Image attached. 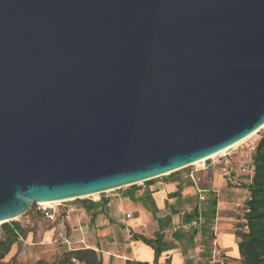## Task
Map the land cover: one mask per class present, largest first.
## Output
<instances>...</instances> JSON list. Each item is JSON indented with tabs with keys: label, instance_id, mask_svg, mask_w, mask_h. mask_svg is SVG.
<instances>
[{
	"label": "water",
	"instance_id": "obj_1",
	"mask_svg": "<svg viewBox=\"0 0 264 264\" xmlns=\"http://www.w3.org/2000/svg\"><path fill=\"white\" fill-rule=\"evenodd\" d=\"M262 127L264 0H0V224Z\"/></svg>",
	"mask_w": 264,
	"mask_h": 264
},
{
	"label": "rangeland",
	"instance_id": "obj_2",
	"mask_svg": "<svg viewBox=\"0 0 264 264\" xmlns=\"http://www.w3.org/2000/svg\"><path fill=\"white\" fill-rule=\"evenodd\" d=\"M263 131L264 127L256 130L255 133L244 138L236 145L228 147L222 153L216 154L209 159L200 160L196 164L186 166L181 170L168 173V175L155 177L152 180L142 181L136 185L125 186L120 189L95 193L90 196H81L80 199L55 201L48 205H43L38 202L34 206L31 204L25 213L15 219V221L24 226L27 232L26 237L20 239L12 246L13 248L11 252L4 257L2 262L5 264H34L37 260L43 259L48 264H53V262L61 257L64 251L70 249H82V247L106 246L105 244L110 243L109 236L121 238L120 234L116 235L117 229H120L119 226H117L118 222H116L119 219V216H114L115 221H111L113 225L109 226L111 227L110 229H112L110 233L100 231L102 226L98 219L105 218V221L103 222L107 223V213L108 211L111 212L117 208L118 201H112L108 210L103 204L93 211H86V204L89 202L96 203L110 199L114 200L122 197L127 191L131 190L136 191V194L139 195V192L142 189L150 184L154 185L156 182H172L175 184L174 190L177 191L179 189L180 191L179 199L173 198L171 202H166L164 208L157 212V215L159 216H168L171 209L178 212L174 223H171L164 229L165 240L167 242H174V239L171 236L172 230H167L172 225L176 227L177 231L185 234V237L188 235L189 229L192 225H182L181 218L185 211L187 212L188 210H191L194 206L197 194L196 190L198 188L204 191L203 193L207 194L209 198L215 196L217 201L229 202L231 210L230 214L237 220L233 223L234 228L236 231L246 230L242 218L244 213V202L248 195L244 191H241V189H243L244 185L250 182V177L253 172V149L261 138ZM227 165L232 167L233 174L238 176L236 178L238 181L237 185L225 181V176L223 175L229 171ZM190 174H193L194 179H191L189 176ZM218 178L222 182L224 190L231 186L237 187L240 190L231 193H227L222 189L219 190ZM154 198L158 199V196L155 195ZM127 200L129 203L124 206L123 210L126 208L128 209V213H132L131 209L135 207L136 203L131 199ZM45 213H53L54 218H48ZM122 214H125V212ZM217 214H219V210ZM202 222L203 219H201V223ZM156 226L158 227L157 224ZM213 231L215 235V233L218 232V229L214 226ZM195 241L200 247L197 254L199 259L196 264H241L240 258L235 259L228 255L224 250H220L215 240L211 241L197 235Z\"/></svg>",
	"mask_w": 264,
	"mask_h": 264
},
{
	"label": "trees",
	"instance_id": "obj_3",
	"mask_svg": "<svg viewBox=\"0 0 264 264\" xmlns=\"http://www.w3.org/2000/svg\"><path fill=\"white\" fill-rule=\"evenodd\" d=\"M261 138L254 147L252 155L253 172L250 177V182L244 185L247 190L248 197L244 202L243 221L246 227L244 231H236L235 236L238 240V254H240L241 264H264V131ZM179 189L169 196H179ZM129 199L135 202H141L145 208L153 214L154 219L157 221L159 229L153 237L149 238L143 234L131 233L133 240L142 241L149 245L154 252V261L156 264L162 252L170 250L174 245H170L165 240L164 229L170 225L171 215L165 218L157 216L158 208L154 199L149 193H144L140 197L135 195V191H128L126 194ZM107 202H89L86 204V211H93L101 205H106ZM33 206L36 203L32 204ZM217 199L215 196L208 198L205 208L201 213L196 207L190 211H185L181 218V224H190L192 220H198L199 216L203 218V222L199 228L190 227L189 233L186 237L188 241H192L196 235L202 238L214 241L215 235L213 231V222L216 217ZM172 214L178 213L176 210L171 211ZM93 220V217H92ZM26 230L24 226L15 220L1 224L0 235V264L5 256L12 250V246L20 239L26 237ZM173 239L182 241L185 239V234L175 231L172 234ZM16 264V263H6ZM25 264V263H24ZM34 264H48L43 259L37 260ZM53 264H102V259L98 252L91 247H82V249H70L64 251L61 257L53 262ZM124 264H149L147 261H138L127 259ZM166 264H170V260H166ZM189 264V262H186Z\"/></svg>",
	"mask_w": 264,
	"mask_h": 264
},
{
	"label": "crops",
	"instance_id": "obj_4",
	"mask_svg": "<svg viewBox=\"0 0 264 264\" xmlns=\"http://www.w3.org/2000/svg\"><path fill=\"white\" fill-rule=\"evenodd\" d=\"M218 180V187L219 190H224L222 186V182ZM228 186V185H227ZM232 187V186H231ZM228 187L224 191L227 193H231L233 191L240 190L237 187ZM175 184L172 182L169 183H162V182H156L154 185L150 184L146 186L144 189H142L139 192V195H137L135 191V195L137 197H140L143 193L148 192L151 197L154 199V202L156 204V207L158 208V211L163 209L166 202H171L173 198L179 199L180 197H174L169 196V193L175 192L174 190ZM215 189V188H214ZM241 191H244L247 193V190L244 188L241 189ZM128 192V191H127ZM123 195L122 197L116 198V199H110L106 200V207L107 210L109 208V205L112 201L117 200V208L115 210H112L111 212L108 211V218H106L107 223H104L105 218H99L100 225L102 226L101 232H111L112 229H110L111 225L113 223L111 221L114 220V216H119V219L116 221L117 226H119L120 229H117L116 235H121V238L109 236L110 243L105 244L106 246L101 245L98 246H91V248L95 249L100 254V259H102V264H124L127 259L130 260H138V261H147L149 264H154V252L153 249L143 243L142 241L133 240L131 238V233L136 234H143L149 238L153 237L156 231L159 229V227L156 226L157 221L154 219L153 214L148 211L145 206L141 202H135V207L132 210L131 217L127 218L125 215L128 209L124 206L129 203L127 199L129 197L126 195ZM220 193V192H219ZM248 194V193H247ZM157 195L158 199L154 198V196ZM218 205H216V217L214 219V225L215 228L218 229V232L215 233V242L218 245L220 250H224L233 258H240V254H238V240L235 236L236 229L234 228L233 223L237 220L234 219L230 214V203L223 202V201H217ZM218 209V210H217ZM170 210L171 215V222L170 224L174 223L175 218L177 217L178 213L172 214ZM125 214H122L123 212ZM134 213V214H133ZM123 216V217H121ZM159 216V215H157ZM162 218H165L167 216L162 215L160 216ZM115 223V222H114ZM158 225V224H157ZM168 231L172 230V234L177 231L176 227L173 225L167 229ZM165 231V230H164ZM197 236V235H196ZM196 236L193 238L192 241H188L185 237L182 241H176L174 239L173 243H169L170 245H174L173 248L170 250L164 251L160 254L159 259L156 264H166V260H170V264H186V262H189V264H196L197 260L199 259V256L197 255L200 247L196 244ZM173 238V237H172ZM167 242V241H166Z\"/></svg>",
	"mask_w": 264,
	"mask_h": 264
},
{
	"label": "built area",
	"instance_id": "obj_5",
	"mask_svg": "<svg viewBox=\"0 0 264 264\" xmlns=\"http://www.w3.org/2000/svg\"><path fill=\"white\" fill-rule=\"evenodd\" d=\"M227 166L229 167V171H227V173H225L223 175V176H225V178H224L225 181L229 182L230 184L237 185L238 181L236 178L238 176L233 174L232 167H230L229 165H227ZM189 176L191 177V179H194L193 174H190ZM196 191H197L196 201H195V204L193 207H196L197 210L201 213V211L205 208V205L207 204V200H208L209 196H207V194L203 193L204 191H202L200 188H198ZM188 211H190V210H188ZM45 215L50 219L54 218L53 213L52 214L45 213ZM125 216L127 218H130L131 213H126ZM201 219H203V218L200 215L198 220H192L190 222V224L192 225V227L199 228L200 224H201Z\"/></svg>",
	"mask_w": 264,
	"mask_h": 264
},
{
	"label": "bare ground",
	"instance_id": "obj_6",
	"mask_svg": "<svg viewBox=\"0 0 264 264\" xmlns=\"http://www.w3.org/2000/svg\"><path fill=\"white\" fill-rule=\"evenodd\" d=\"M255 133V132H254ZM253 134V133H252ZM251 135V134H250ZM249 137V136H248ZM239 143V142H238ZM234 145H236V144H234ZM234 145H232V146H234ZM232 146H230V147H232ZM226 149H224V150H222V151H219L218 153H215V154H212V156H214V155H216V154H220V153H222L223 151H225ZM212 156H210V157H212ZM209 157V158H210ZM205 159V158H204ZM204 159H200V160H204ZM200 160H197V162L198 161H200ZM197 162H194L193 164H196ZM52 202H55V201H51V202H40L41 204H43V205H48V204H51ZM1 223V222H0Z\"/></svg>",
	"mask_w": 264,
	"mask_h": 264
}]
</instances>
